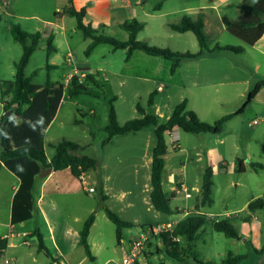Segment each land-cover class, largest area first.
I'll return each instance as SVG.
<instances>
[{
    "label": "rangeland",
    "instance_id": "1",
    "mask_svg": "<svg viewBox=\"0 0 264 264\" xmlns=\"http://www.w3.org/2000/svg\"><path fill=\"white\" fill-rule=\"evenodd\" d=\"M227 1L235 6L226 8L219 4L221 6L214 10L211 7L218 4L214 0H188L192 7L197 2H202L207 7L209 19L206 34L211 49L217 45L244 47L237 38L226 31L221 17L236 20L242 15L244 6L251 5L256 0ZM159 2L160 0H0V95L2 83L14 82L15 65L23 55L22 45L14 40L11 33L13 25H19L22 31L29 34L40 32L45 33L47 38H54L53 46L56 51L48 55L46 40L43 39L26 68L27 77L37 72V76L32 79L34 85L40 86L47 81L64 84L70 74L80 76L82 71L94 76L97 87L91 84H88V87L101 93L103 98L88 95L71 98L65 93L54 120L45 132V152L46 156L51 158L56 153L54 146L58 143H77L85 147L83 154L96 159L99 166L114 168L117 190L128 188L134 191L135 196L138 194V226L129 230L128 237L144 236L146 240L143 241L136 264L199 263L192 258L179 263L164 252L157 253L158 249H162V245L157 235H152L151 227L163 228L167 221H179L182 214L165 215L157 212L151 204L149 159L151 160L152 148H147L146 142L149 138L148 132L153 131L152 127L146 128L143 131L145 133L135 139L132 136L121 137L112 145L102 147V142L107 136L105 127L109 123V102L115 98L113 104L120 125L140 116L136 110L138 103L150 113L158 111L157 113L166 116L183 102H180L182 95H185L184 99L189 97L188 109L191 108L205 123L213 124L223 117L237 115L224 124L223 133L219 136L206 134L205 138H200L183 134L181 143L185 149L184 153L176 154L170 142V163L174 164V169L185 166L183 173L186 176L187 190L192 195L191 198H185L184 193H177L171 206L174 210L196 212L194 204L196 198H200L202 176L205 167L209 165L214 174V203L201 208V213L207 215L209 221L203 228L200 239L195 243L199 260L203 263L222 264L229 255H245L247 258L240 264H263L264 209L250 214L246 204L264 198V170H255L251 166H264V106L258 104L251 109L245 105L248 96L264 81V57L254 48H245L243 54L215 51V57H209L203 65L202 74H209V77L199 78L197 82L194 75L195 71L200 69L201 63L197 67L194 66L196 61L184 60V63L181 62L182 73L188 86L183 87L186 83L181 82L180 74L174 76L173 82L169 80L171 62L162 58L153 59L141 51H136L127 60V49L115 50L110 45H100L87 57L85 51L91 40L84 37L77 27L76 19L57 15L58 11L72 5L75 10L82 12L85 26H90L98 35L106 34L121 42L129 40V33L119 25L135 20L144 26V30L137 36V41L151 47L168 48L173 52L180 50L176 53L181 55L197 54L200 48L193 33L180 37L168 27L169 24L180 23L173 12L182 9L187 1H166L160 12L154 10ZM108 3L112 7H109ZM129 3H133V6ZM187 11L180 17L190 16L194 20L197 19V16L189 15L195 13L194 10ZM150 60H159L161 63L154 64ZM185 64L192 65L186 67ZM81 77L83 78L82 75ZM201 85H206V88H199ZM160 86L163 90L157 91ZM151 95L154 97V105L148 108L147 103ZM263 97L264 87L256 98L262 100ZM241 111L242 114L239 115ZM2 115L0 107V119ZM255 121L258 123L255 124ZM154 144L155 136L152 135L151 147ZM239 161L246 164V172L238 171ZM223 162L226 163L224 167ZM134 176L139 178L138 188L133 187ZM5 181L0 179V193L7 188L10 191L9 184ZM164 189L169 193L170 188L166 183ZM89 206L97 210V203H91ZM8 210L9 205L1 199V223L7 221ZM133 213H136V210ZM49 217L50 225L53 226L51 234L47 225L37 218L29 222L26 229H40L46 249L53 258L47 256L45 251H38V240L28 239L30 245L27 246L17 238L15 253L20 257L22 264H54L58 247L69 252V264H105L107 261L109 262L106 264H121L129 251L126 244L121 248L117 246L116 238L111 234L116 249L105 251L97 255V260L90 261L73 236L69 242H62L59 236L60 228L54 220L56 216L50 213ZM244 217L249 220L244 221ZM222 219L230 220L238 233L237 239H228L214 231V221ZM99 225L108 233V226L101 221ZM180 246H185L183 240ZM3 260L4 257H0V264Z\"/></svg>",
    "mask_w": 264,
    "mask_h": 264
},
{
    "label": "trees",
    "instance_id": "2",
    "mask_svg": "<svg viewBox=\"0 0 264 264\" xmlns=\"http://www.w3.org/2000/svg\"><path fill=\"white\" fill-rule=\"evenodd\" d=\"M171 0H160L154 10L162 9L164 2ZM57 15L68 16L77 21V27L83 32L86 39L91 40L85 55L88 57L98 46L110 45L115 50H128L127 60L133 52L141 51L152 57H160L172 63L171 72L174 73L184 60H194L203 54L214 51H229L234 54H243L246 47L254 46L264 34V0H256L252 5L244 7V12L237 20H230L223 17L222 21L226 31L237 38L244 47L215 46L210 48L208 38L205 33V24L200 16L196 20L189 16H184L179 24L170 26L176 33L192 32L198 42L199 52L197 54H184L173 52L168 48H157L148 46L137 41V36L144 30V26L133 20L130 23L121 25V28L129 33V40L118 41L106 34L98 35L97 31L90 26L83 24V14L70 5L60 10ZM2 20L0 14V22ZM11 33L14 40L23 47V55L15 65V80L13 83H2L0 95V107L3 111L0 125V169L6 168L14 174L20 181L12 201L11 223L13 225L27 222L33 218L35 210V179L42 169H49L53 172L69 169L72 175L79 179L82 174H88L98 169V161L83 154L85 147L77 143L62 141L54 146L56 153L48 160L45 152V132L54 120L61 105L65 93L71 98L79 95H88L102 99L101 93L90 89L88 84L97 87V80L94 76L86 72L83 78L72 76L67 85L51 83L47 81L43 85H34L32 79L37 76L34 72L31 77L25 74L26 68L32 55L39 49L42 35L38 32L29 34L21 30L19 25H13ZM54 38L49 36L46 40L48 55L54 53ZM55 68L54 66H48ZM264 87V81L259 83L255 90L248 96L245 107L250 106L256 98L258 92ZM9 98L8 100L6 98ZM107 100V99H105ZM115 98L109 102V123L105 127L106 138L102 142V147L109 145L115 137H122L135 134L146 128H154L156 144L152 150L151 165V193L150 200L153 208L165 215L181 214L180 210H174L171 206L173 196H168L163 188L162 175L165 167V157L168 153L166 134L179 129L188 134H209L219 136L223 133L224 124L232 119L231 115L223 117L213 124L203 122L193 111L188 109L187 101H183L175 107L170 117L165 122H160V117L155 113L148 112L141 104L136 105V110L140 115L138 118L127 120L123 125L118 122L117 113L114 108ZM154 105V97L150 96L147 107ZM9 114L7 118L4 115ZM242 114V111L239 115ZM255 170H264L261 164H251ZM238 171H245L242 161L238 162ZM214 181L213 170L208 167L202 176L200 189L199 208L211 206L213 201ZM247 209L250 214L264 209V198L251 201ZM109 220L116 227V241L118 245L123 240V231L131 229L134 225L123 221L115 213L106 210ZM94 216H90L85 222L80 232V246L84 249L89 260H93L92 252L88 244L90 229L94 223ZM208 216L198 212L189 213L173 228L172 231L161 232L157 239L162 245L157 253L164 252L169 258L179 263L186 262L192 258L199 264H216L213 262L203 263L199 260L195 243L200 239L203 228L208 223ZM214 231L223 234L228 239H237L238 233L232 226L229 219L214 221ZM184 241L185 246L181 248L180 242ZM8 247V241L0 238V251ZM264 249V248H263ZM39 252L45 251L46 255L52 257L43 242L38 240ZM247 257L245 255H229L222 264H240ZM55 262L57 260L54 259ZM264 264V263H263Z\"/></svg>",
    "mask_w": 264,
    "mask_h": 264
},
{
    "label": "crops",
    "instance_id": "3",
    "mask_svg": "<svg viewBox=\"0 0 264 264\" xmlns=\"http://www.w3.org/2000/svg\"><path fill=\"white\" fill-rule=\"evenodd\" d=\"M171 1H177V0H171ZM180 1H187V2L185 3V6L183 5L181 7L182 9H178L175 12H173L174 15L177 16L179 20L178 22H180L183 18V17L182 18L180 17L182 13L188 12L187 10H190V9L192 11L194 10L195 13L189 14V15L197 16L196 18L201 16L203 18L204 24H205L204 30L206 33V27L208 24L207 20L209 19L208 14L206 12L207 7L204 6L202 2H197L194 5V7H192L191 5H189L188 0H180ZM214 2H218V4H215L214 6L211 7L214 10L218 9L221 6L219 4H222V6L226 8L235 6L234 3H230L227 0L226 1L214 0ZM129 4L130 6H133V3H129ZM108 5L109 7H112L110 3H108ZM161 10H159V12ZM61 17H68V16H61ZM223 17H226V16H223ZM223 17H221V21ZM171 25H174V24H169L168 27L170 28ZM119 26L121 28V25ZM223 26L225 25L223 24ZM188 33H192V32H186L183 34L177 33V35L181 37L183 35H187ZM40 34L42 35V40L43 39L47 40L45 33H40ZM246 48H254L255 50L258 51V53L261 56L264 57V34L254 46L246 47ZM135 52H133V54ZM174 52H180V50H176ZM182 52H188V51H182ZM214 52L205 53L201 57L191 60V61H196L197 64H194V66L197 65V67L201 63L199 66L200 69L195 71L194 77L196 78L195 79L196 82L199 81V78L209 77V74L208 76H204L202 74V70H203V65L206 63L207 59H209V57H211V59L215 57ZM149 57H152V56H149ZM152 58L158 59L160 57H152ZM150 61L154 64L161 63V62H158L159 60H150ZM183 63H181L179 68L174 73L171 72V76L169 80L173 82L174 76L178 73L180 74V78L182 79L181 82L186 83V85H184L183 87H187L188 86L187 82L182 73ZM185 65L186 67H190L192 64H185ZM82 72H86V71H82ZM216 72H218V70H216ZM73 75H75V73L69 75V77L66 79L64 83L65 85L69 83L70 78ZM84 75L85 74H82V76ZM179 86H182V85H179ZM199 88L201 89L206 88V85H201ZM162 90L163 88L161 86L158 87L157 89V91H162ZM184 98H185V95H182L180 102L187 100L188 102L187 104L189 106L190 104L189 97L186 99ZM258 104H260L261 106H264V97L262 100L255 98L249 107L253 109ZM172 111L166 116L160 113H157L158 111H156L155 114H158V116L160 117V122H165L172 114ZM143 131H140L135 134H129V135L122 136V137L132 136L135 139L138 137V135H141V133H145ZM183 134H188V133H184L183 131L176 129L172 131L171 133L166 134L167 146L170 144V142H172L173 149L176 152V154L185 152V149L182 147V143H181ZM148 135H149V138L146 142V147L149 149L152 148L150 149L151 160L149 159V164H150L149 178L151 180L152 150L156 144V138H155V144L153 145V147H151L152 146L151 145L152 135L155 136L154 128H153V131L150 130L148 132ZM191 135H196L200 138L206 137V134H203V133L202 134H191ZM118 138H121V137H115L112 140V142L109 145H107V147L112 145L115 141H117ZM196 154L197 156L199 155V153H196ZM169 156H170V149L168 146V153L165 157V167H164V171L162 175V181H163V188L166 183L169 186L170 191L168 193L164 189L165 193L168 196H173V197H175L177 193H184L185 198H191L192 195L187 190V185L185 181L186 176L183 173V169L185 168V166L182 165L183 168L178 167L177 169H174L175 168L174 164L170 163ZM51 158H48V160H50ZM243 165L245 169L244 172H246L247 167L244 162H243ZM224 166H226V163L223 162L222 167ZM103 167L98 165V169L96 171H91L87 174L90 180L96 183V193H93V194H88L83 190L80 181L78 180V178L72 175L69 169L58 171V172H53L49 169H42V171L37 175L35 179L34 197H35L36 205H35V210L33 213V218L27 222L17 224V225H13L11 223V214H12V201H13V198H14V195L17 189L19 188L20 181L14 174H12L6 168L2 167L0 169V179L6 180L5 182H8L10 191H8V188H7L5 189L3 193L2 192L0 193V200L4 199L6 201L7 206L9 205L7 221H5L4 223L0 222V238L6 239L8 241V247L4 251H0V257L9 256L10 258H13L17 262V264H22L20 257H17L15 253L16 248H17V245L15 244V240L17 238H20L23 244L29 246L30 244L28 242V239L30 241L39 240V238L43 239V236L39 228L38 229L37 228L26 229V225L29 222L34 221L36 218L41 219V221H43L47 225V227L49 228V232L51 234L53 226L50 225L51 224L50 217H49L50 213L56 216L54 220L58 223V227L60 228L59 236L62 242L63 243L69 242L71 237L73 236L74 239L78 240L79 245H80V232L82 231L85 222L90 216L92 215L94 216L95 220L90 229V234L88 237V244L90 246L92 256H93L92 261L98 259L97 255H100L105 251H109L110 249H113V250L116 249V244L115 242H112V239H111L112 235H114L116 238V227L109 220L106 210H109L115 213L123 221L132 223L134 227L131 229H134L138 226V221H137L138 216H139L138 214L139 201L137 198L138 194L135 196L134 191L128 188L127 189L121 188L117 190L115 188L117 184V181H116L117 177L116 175H114V171H115L113 170L114 168L108 167L106 165H104ZM208 167H205V169ZM205 169L204 171H206ZM136 170H139V169H136ZM132 182H133V187L138 188L139 186L138 176H134L132 178ZM151 190H150V193H151ZM187 195H190V197H187ZM198 202H199V197L196 198L194 209L196 212L198 210V212L201 213V208L198 207L199 205ZM91 203L92 204L97 203V210L91 209V207L89 206V204ZM248 204L249 203L246 204V207L248 206ZM134 210H136V213H133ZM181 212H182L181 213L182 218L179 221H174V222L167 221L166 225L171 224L173 227H175L177 223L183 220L189 213H194V212H191V210L186 211V212H184L183 210ZM169 216H172V215H169ZM248 220L249 218L244 217V221H248ZM99 221H101L105 226H108V229H109L108 233H106L104 229L99 225ZM151 228H155V227L152 226ZM131 229H125L123 231V240L121 241L119 245L116 241L117 246L121 248L124 244H126L127 247L130 248L131 241L137 237V236L128 237L129 230ZM43 242H44V239H43ZM67 257H69V252L62 247H58L57 256L55 260L57 261L59 260V262H64V263L69 264L67 261ZM108 262L109 261H107L106 263ZM55 263H58V262H55Z\"/></svg>",
    "mask_w": 264,
    "mask_h": 264
},
{
    "label": "built area",
    "instance_id": "4",
    "mask_svg": "<svg viewBox=\"0 0 264 264\" xmlns=\"http://www.w3.org/2000/svg\"><path fill=\"white\" fill-rule=\"evenodd\" d=\"M255 124L258 122L255 121ZM82 185L83 190L88 194L96 193V183L91 181L87 174H82L78 179ZM187 197H190V195H187ZM173 226L171 224H167L163 226V228H151L152 235H158L161 232H167L172 231ZM146 240V237L140 236L134 238L130 243V248L127 253V255L123 258L121 264H136L138 262L139 256L141 254V250L143 248V241ZM180 239H177V242H179ZM2 264H17V262L10 257H4ZM54 264H67L64 262H58Z\"/></svg>",
    "mask_w": 264,
    "mask_h": 264
},
{
    "label": "water",
    "instance_id": "5",
    "mask_svg": "<svg viewBox=\"0 0 264 264\" xmlns=\"http://www.w3.org/2000/svg\"><path fill=\"white\" fill-rule=\"evenodd\" d=\"M8 116H9V114L4 115L5 118H7ZM0 120H1V119H0ZM0 125H3V123H1ZM0 136H1V129H0ZM0 148H2V144H1V142H0Z\"/></svg>",
    "mask_w": 264,
    "mask_h": 264
},
{
    "label": "flooded vegetation",
    "instance_id": "6",
    "mask_svg": "<svg viewBox=\"0 0 264 264\" xmlns=\"http://www.w3.org/2000/svg\"><path fill=\"white\" fill-rule=\"evenodd\" d=\"M0 124H1V122H0Z\"/></svg>",
    "mask_w": 264,
    "mask_h": 264
}]
</instances>
